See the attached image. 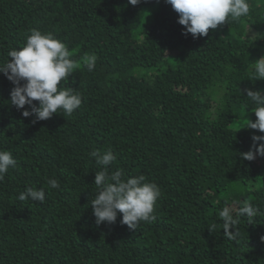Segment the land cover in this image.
Masks as SVG:
<instances>
[{
	"label": "trees",
	"instance_id": "16d2710c",
	"mask_svg": "<svg viewBox=\"0 0 264 264\" xmlns=\"http://www.w3.org/2000/svg\"><path fill=\"white\" fill-rule=\"evenodd\" d=\"M248 2L247 16L194 39L166 0H0V64L30 30L52 33L79 64L62 86L82 96L71 116L33 122L0 73V150L17 161L0 181V264H264V157L241 156L264 136L241 128L256 120L245 90L264 93L249 71L264 57V0ZM85 54L98 57L91 72ZM108 150L110 173L159 186L154 222L96 225L91 153ZM29 187L43 204L18 199ZM245 200L259 214L229 240L218 213Z\"/></svg>",
	"mask_w": 264,
	"mask_h": 264
},
{
	"label": "clouds",
	"instance_id": "9594fccd",
	"mask_svg": "<svg viewBox=\"0 0 264 264\" xmlns=\"http://www.w3.org/2000/svg\"><path fill=\"white\" fill-rule=\"evenodd\" d=\"M128 2L135 6L140 0ZM166 3L179 14L177 22L185 28L182 34H191L194 39L207 36L210 29L226 23L229 17L238 20L247 16L250 11L248 0H166ZM70 56L66 43L52 33L32 29L24 46L11 50L8 53L9 59L0 64V73L14 85L10 93V103L18 110L25 109L26 105L30 108V111L22 112L25 118L34 116L33 122H38L48 120L58 112L71 116L81 107L82 96L79 91L62 86V82L79 67ZM81 59L89 72L95 69L98 60L95 54H85ZM249 71L259 80H264V57L251 62ZM245 91L247 99L256 105L253 110L256 120H247L246 126L241 128L247 127L264 133V93L247 89ZM34 101L39 102L38 106ZM252 140L254 145L261 143L256 147L255 153L250 150L241 154L242 159L247 161H253L257 154L264 157V136L254 135ZM91 155L97 157L96 163L101 166V170L95 172L94 185L97 192L91 203L96 225L114 224L118 214L122 215L121 224L132 230L141 222H154L155 207L161 197L159 186L148 181L142 174L125 177L119 170L110 173L108 166L115 160L111 150L103 155H98L97 152ZM16 166L17 161L13 154L0 150V181H3L10 168ZM47 183L52 189L60 186L56 179H49ZM45 195L44 189L29 187L20 193L18 199H30L43 204ZM238 203V208L226 205L218 213L223 222L224 236L233 241L239 236L236 226L240 223V218L246 216L251 220L259 214V208L250 202L245 200ZM215 227L213 224L212 229ZM230 229H234V232L229 231ZM261 239L264 240V237Z\"/></svg>",
	"mask_w": 264,
	"mask_h": 264
}]
</instances>
